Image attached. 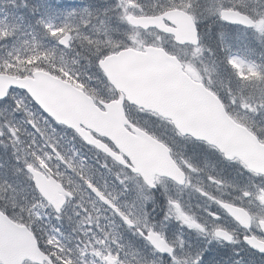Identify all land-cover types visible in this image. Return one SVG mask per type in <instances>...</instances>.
<instances>
[{
    "label": "water",
    "instance_id": "water-1",
    "mask_svg": "<svg viewBox=\"0 0 264 264\" xmlns=\"http://www.w3.org/2000/svg\"><path fill=\"white\" fill-rule=\"evenodd\" d=\"M219 18L230 26L247 30L256 28L253 19L238 11L221 10ZM127 24L133 29L156 30L171 36L180 47L199 46L197 25L182 10H169L158 16H130ZM62 39L64 36L58 44L63 48L68 47L70 39L61 43ZM98 67L118 94L117 100L101 103L103 109L96 106L84 92L44 71H35L22 78L0 74V102L6 100L13 90L25 93L56 124L74 131L85 144L133 174L141 175L145 181L151 180L154 175L175 179V171L179 170L169 155L164 160L159 159L164 148L161 144L128 121L123 108L125 102L169 120L181 135L204 142L218 150L225 159H237L250 172L264 175V145L249 130L234 122L220 100L201 83L193 81L175 56L152 46H145L141 51L128 48L100 60ZM136 133H141L137 140L149 141V144L136 145ZM92 134L108 140L117 152H113ZM136 156L140 160H136ZM124 158L129 161V165ZM149 158L151 160H145ZM27 172L42 200L60 215L71 195L41 166L38 170L28 167ZM90 190L102 204L115 211L95 188L90 187ZM231 216L240 223L243 216L249 219L245 212L235 208L231 210ZM125 224L129 226V223ZM260 226L264 233V223ZM157 237L152 240L154 246L158 249L159 245L165 249L162 253L171 255L167 251L168 246ZM247 244L255 252L264 255V252L259 251L264 243L250 239ZM26 262L53 264L40 250L30 230L13 222L0 211V264Z\"/></svg>",
    "mask_w": 264,
    "mask_h": 264
},
{
    "label": "flooded vegetation",
    "instance_id": "flooded-vegetation-1",
    "mask_svg": "<svg viewBox=\"0 0 264 264\" xmlns=\"http://www.w3.org/2000/svg\"><path fill=\"white\" fill-rule=\"evenodd\" d=\"M201 38L203 43L200 47H205L211 56V65L220 63V59L207 46L211 37ZM181 62L184 71L193 80L211 89L207 79H196ZM105 91L102 88L95 96L88 95L101 109V103L118 99L113 89L108 96ZM213 92L220 97L218 92ZM223 103L226 112L239 119L231 107L225 101ZM124 110L131 122V112H134L136 128L164 147L159 159L164 160L169 155L179 171H175V179L153 176L147 181L136 174L134 186L119 185L124 183L122 179L94 180L92 184H86L83 189L87 194L85 200L78 194L76 197L73 195V199L78 204H85L82 208L86 210L87 219L95 220L90 231L103 237L117 229L116 240L121 245L120 240H123V247L130 245L135 258L133 264L152 263L154 260L159 264H174V261L178 264H197L199 257H203L199 264H264V256L253 252L247 244L250 239L264 243L260 226L264 223V176L246 171L237 160H225L205 143L180 135L168 120L127 104ZM140 135L136 133V140ZM100 140L114 150L108 141ZM142 144L147 145L148 141H136V145ZM91 152L97 153L94 150ZM136 160L140 158L136 156ZM145 166L151 168L150 165ZM90 186L96 188L117 212L103 205L90 192ZM130 202L136 204V222L132 221L134 226L126 228L121 219V215L125 216L121 205ZM94 207L100 209L102 214L96 213ZM233 208L243 210L249 220L245 216L241 223L235 220L231 216ZM184 217L189 218V222H185ZM139 219L144 221V225ZM78 220L83 223L82 219ZM189 223L198 227H190ZM217 233L220 235L217 236ZM225 236L231 239H225ZM156 237L171 249V255L160 252L154 246L152 240ZM116 250H120L118 246ZM172 254L174 261L169 258ZM106 261L115 263L110 256L106 257Z\"/></svg>",
    "mask_w": 264,
    "mask_h": 264
},
{
    "label": "trees",
    "instance_id": "trees-1",
    "mask_svg": "<svg viewBox=\"0 0 264 264\" xmlns=\"http://www.w3.org/2000/svg\"><path fill=\"white\" fill-rule=\"evenodd\" d=\"M67 1L68 4L54 5V12H56L54 18L62 17L63 19L60 21L62 24L50 26L48 22L53 17L49 13L52 7L48 6V0H0V73L25 77L34 71H44L74 85L90 96H95L102 88L106 89L105 95L108 96L112 89L100 72L98 62L110 54L128 48L126 37L121 32L123 28L114 22L118 13L115 10V3L112 0ZM214 1L180 0L174 2L171 7L188 8L191 14L194 13L198 19L204 21L198 25L200 35L205 36L206 33L211 37L207 46L223 64L227 55L230 56L234 53H229L230 50L225 51L221 48L218 38L220 33L224 30L226 32L244 30L223 25L218 17L211 18L212 8L209 5ZM216 5L221 9L230 8L239 11L254 20L257 18L264 20V0H217ZM197 6L200 8L197 9ZM167 7L164 1L162 7L147 9L145 12L157 15L163 12L162 10H167ZM102 21L108 24L105 27L109 30L107 42L98 35L102 34L98 32ZM62 34H76V37L78 35L79 37L71 39L67 48H62L58 45L57 39ZM244 46V48L236 49V53L264 74V37L259 43L247 40ZM164 48L170 53H178L169 47ZM226 74L227 77H230L228 70H226ZM20 94L26 97L24 93L20 92ZM26 98L30 101L28 97ZM9 101L10 96L0 105H6ZM31 104L44 123L46 129L44 128L43 131L47 134L48 141L54 140L57 144V148L53 147L49 151L52 160H58L60 164L59 171L51 174L54 178L70 191L72 188L68 181L71 178L78 181L84 180L86 171L98 173L101 178H106L99 171V166L106 164L103 163L100 155L95 156L94 152H91L93 150L72 131L56 125L43 115L33 103ZM246 126L264 143V137L251 125L246 124ZM8 139L10 138L4 140ZM45 152L47 153V150ZM41 154L43 155L42 152ZM0 160L4 161V166L0 169V180H2L0 183H6L0 189V195L4 196L3 199L0 198V211L14 222L28 226L41 249L51 257L55 264H59L57 262L59 255L48 250L46 246L49 233L57 232L55 215L47 208V210H43L42 219L33 222L27 214H24L36 203L45 205L36 193L31 180L26 179L27 172L24 166L27 163L24 162L25 158L12 152L4 154V159ZM110 163L112 162L107 160L109 166ZM111 166L116 169L117 175L120 174L119 170H123L113 163ZM63 172L66 173V180L59 174ZM41 220H45L46 223L41 224ZM44 230L45 232H43ZM44 233H46L47 239L44 238Z\"/></svg>",
    "mask_w": 264,
    "mask_h": 264
},
{
    "label": "rangeland",
    "instance_id": "rangeland-1",
    "mask_svg": "<svg viewBox=\"0 0 264 264\" xmlns=\"http://www.w3.org/2000/svg\"><path fill=\"white\" fill-rule=\"evenodd\" d=\"M113 1L116 4L115 10L118 12L114 22L117 26L123 28L121 32H123L126 37L127 47L140 49L145 45H154L163 48H174L184 60L183 62L187 71H190L196 79H207V83L222 94L223 99L226 100L233 112L264 137V74H262V71H258L255 67L250 65L245 58L236 53V49L245 47L244 45L247 40H254L259 43L264 37V32L258 31L257 28L253 32L245 30L226 32L224 30L218 37L221 48L225 51L230 50L229 53L234 54L230 56L227 55L223 64L221 61L212 66L211 56L207 53L205 47H199L193 50L187 48L177 49L173 47L170 40L157 32L135 30L127 24V19L130 16L139 17L150 15L145 11H147V9H155L158 6L162 7L164 1L168 6L167 9H174L175 7H171V5L180 0ZM216 2L217 0L209 5L212 8L211 18L218 17L221 9L220 6L218 7L216 5ZM64 3L68 4L69 2L67 0H48V6L52 7L49 13L53 17V19L49 20L48 25L52 26L58 24V26H60L62 24L60 23L63 19L62 17L54 18L56 16L54 5H61ZM196 8L199 9L200 7L197 6ZM182 10L191 14L188 8ZM70 15L73 16V14ZM191 16L197 25L203 21L198 19L194 13L191 14ZM106 19L108 20V18ZM256 22L257 25L259 24L261 28H264V20H259V18H257ZM107 25V23L102 21L98 31L102 34L97 33L103 37L104 41L108 40L107 33L109 30L105 28ZM62 36L63 34L58 36L57 39L59 40ZM205 36H207L206 33ZM78 37L79 35L76 37V34L71 35L72 40ZM229 61H236V64H232ZM226 70L230 72V77L225 75ZM26 97L21 95L20 92L14 91L10 95L9 103L0 105V159H4V154L14 152L20 157L25 158L24 162L27 164L24 167L30 166L38 168L40 164L44 166L47 172L55 174L56 171H59L60 164L58 160H52V157L49 156V151L52 150L53 147L57 148V144L54 140L48 141V136L43 131L45 128L44 123L40 115L33 108L32 102L27 100ZM12 131H15V135L12 134ZM7 138L10 139L4 140ZM45 150H47V153ZM3 166L4 161L0 160V169ZM101 166H99V169H102ZM106 173H108V171H106ZM59 174L66 180L65 172ZM28 178L30 179V176L27 174L26 179ZM117 179H122L121 181L124 182L119 183L121 186L125 184L134 186L136 184L133 177H129L125 174ZM94 180L100 181L102 178L98 173L86 171L84 180L78 181L77 179L71 178L68 184L72 188L74 194L80 195L85 200L87 194L83 192V189L87 183H91ZM2 185H6V183H0V189ZM3 197V195H0L1 199H3ZM36 204L32 205L29 211L26 210L24 213L25 215L27 214L33 222L42 219L43 210H47V208L50 209L46 204ZM82 206H85V204H78L77 201H74L66 208L63 217L60 219L54 217L58 228L57 232L53 231L49 233L48 239L46 233H44V238L47 239L46 246L48 250L59 255V264H109L106 261L107 256H110L115 261L114 264H133L132 261L135 259L134 253H132L130 245H125L123 247L125 242L120 240L123 243V245H121L120 242L116 240L118 235L117 229L113 231V234L103 237H99L97 232L96 234L92 233L90 228L93 229L95 220L87 219L86 210L82 208ZM121 206L123 207L124 215L130 218L131 221L136 222V204L130 202L122 204ZM94 211L98 214H102L101 210L95 207ZM78 219H82L83 223H80ZM139 221L144 225L143 220L139 219ZM44 223H46V221L41 220V224ZM43 232H45V230ZM65 232H67V235H65ZM58 244L60 246H57ZM116 245L120 250H116ZM128 247H130L129 250L127 249ZM145 264H159V262L154 260L152 263Z\"/></svg>",
    "mask_w": 264,
    "mask_h": 264
},
{
    "label": "snow or ice",
    "instance_id": "snow-or-ice-1",
    "mask_svg": "<svg viewBox=\"0 0 264 264\" xmlns=\"http://www.w3.org/2000/svg\"><path fill=\"white\" fill-rule=\"evenodd\" d=\"M190 22H191V18H190ZM256 27H257V30H258V31L264 32V28H261V26H260L259 24L256 25ZM53 35H56V33H53ZM68 39H70V37H68L67 35H65V36H64V39L61 40V43H66ZM229 62L232 63V64H236V61H229ZM12 134L15 135V131H12ZM29 167H30V166H29ZM122 219L124 220L125 223H129V226H131V224H130V222L128 221V219H127L126 216H122ZM183 219L185 220V222H189V218L184 217ZM189 226H190V227H198V225H195L194 223H189ZM150 235H151V233H150ZM216 235L219 236L220 233H217ZM224 238H225V239H229V240L231 239L230 236H225ZM157 247H158V250H159V251H161V252H164V251H165V249H164V248H160L159 245H158ZM167 251H168L169 253H171V249H168ZM259 251H260V252H264V247L259 248ZM169 258H170V259H173V261H174V254H172V256H170ZM202 258H203V257H199V258H198V260H197V264H199V262H200V260H202ZM174 264H178V262H175V261H174Z\"/></svg>",
    "mask_w": 264,
    "mask_h": 264
}]
</instances>
